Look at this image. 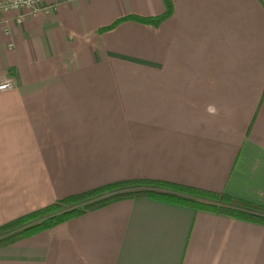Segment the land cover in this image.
Instances as JSON below:
<instances>
[{"label":"crops","instance_id":"obj_1","mask_svg":"<svg viewBox=\"0 0 264 264\" xmlns=\"http://www.w3.org/2000/svg\"><path fill=\"white\" fill-rule=\"evenodd\" d=\"M47 2L0 13V224L135 178L264 206V0H171L157 25L109 29L164 0ZM0 264H264V223L122 198L0 247Z\"/></svg>","mask_w":264,"mask_h":264},{"label":"trees","instance_id":"obj_2","mask_svg":"<svg viewBox=\"0 0 264 264\" xmlns=\"http://www.w3.org/2000/svg\"><path fill=\"white\" fill-rule=\"evenodd\" d=\"M164 5V12L157 16H124L104 29L112 28L124 19H134L157 25L172 13L171 0H164ZM137 196H147L167 203L189 206L197 210L225 213L264 223L263 205L238 199L225 193L168 180L123 179L70 194L0 224V247L52 228L88 210L122 198Z\"/></svg>","mask_w":264,"mask_h":264},{"label":"built area","instance_id":"obj_3","mask_svg":"<svg viewBox=\"0 0 264 264\" xmlns=\"http://www.w3.org/2000/svg\"><path fill=\"white\" fill-rule=\"evenodd\" d=\"M52 8L47 0H0V13L16 11V22L21 23L25 16L35 15L40 11L48 12ZM14 87L12 76H5L0 80V92Z\"/></svg>","mask_w":264,"mask_h":264},{"label":"rangeland","instance_id":"obj_4","mask_svg":"<svg viewBox=\"0 0 264 264\" xmlns=\"http://www.w3.org/2000/svg\"><path fill=\"white\" fill-rule=\"evenodd\" d=\"M9 45H12V44H11V42H10V44H9Z\"/></svg>","mask_w":264,"mask_h":264}]
</instances>
